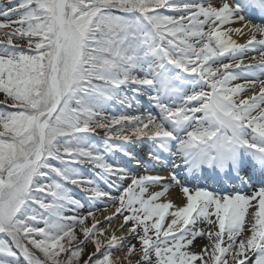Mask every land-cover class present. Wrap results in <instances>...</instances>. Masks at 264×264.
<instances>
[{
    "label": "snow or ice",
    "instance_id": "1",
    "mask_svg": "<svg viewBox=\"0 0 264 264\" xmlns=\"http://www.w3.org/2000/svg\"><path fill=\"white\" fill-rule=\"evenodd\" d=\"M0 264H264V0H0Z\"/></svg>",
    "mask_w": 264,
    "mask_h": 264
},
{
    "label": "rangeland",
    "instance_id": "2",
    "mask_svg": "<svg viewBox=\"0 0 264 264\" xmlns=\"http://www.w3.org/2000/svg\"><path fill=\"white\" fill-rule=\"evenodd\" d=\"M245 63H256V61L245 60ZM172 196H173V198H174V199H176V202H178V201H179V199H178V197H177V195H176V193H175V192H173ZM102 210H103V209L101 208V211H102ZM97 214H99V213H97ZM198 243H203V242H201V241H198Z\"/></svg>",
    "mask_w": 264,
    "mask_h": 264
},
{
    "label": "bare ground",
    "instance_id": "3",
    "mask_svg": "<svg viewBox=\"0 0 264 264\" xmlns=\"http://www.w3.org/2000/svg\"><path fill=\"white\" fill-rule=\"evenodd\" d=\"M177 203H180V201H178Z\"/></svg>",
    "mask_w": 264,
    "mask_h": 264
}]
</instances>
